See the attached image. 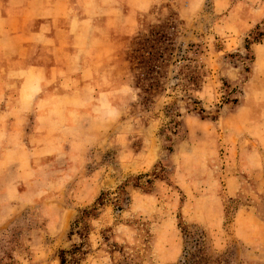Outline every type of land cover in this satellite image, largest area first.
<instances>
[{"label": "rangeland", "instance_id": "374dc122", "mask_svg": "<svg viewBox=\"0 0 264 264\" xmlns=\"http://www.w3.org/2000/svg\"><path fill=\"white\" fill-rule=\"evenodd\" d=\"M116 7L29 45L70 76L0 93V264H264V0Z\"/></svg>", "mask_w": 264, "mask_h": 264}, {"label": "crops", "instance_id": "0c3cea01", "mask_svg": "<svg viewBox=\"0 0 264 264\" xmlns=\"http://www.w3.org/2000/svg\"><path fill=\"white\" fill-rule=\"evenodd\" d=\"M81 1L84 9L83 15L74 13V7L71 6L70 0H0V93L6 94L9 86H20L19 89L21 90V86H44L47 79L50 80L59 75L70 76L72 71L70 65L76 58L75 53L67 55L56 52L52 64L40 61L35 63L32 61L29 45L35 42L38 44L44 43L49 38L53 26L56 31L52 37V42L55 47L58 44L60 46L61 39L57 28L60 26L59 19L64 11H68L69 15L72 11V17L70 18L71 23H73L75 21L85 22L92 11L91 7L93 5L102 10H108V13H111V11L116 13L117 10H121L120 7H116L120 0H110L109 6L101 5L99 0ZM134 1L136 0H126L129 5H132ZM137 1L145 2V0ZM256 10L257 13L253 21H256L261 15L260 9ZM45 18L51 20L42 21ZM37 21L39 22L38 26L33 28L31 23ZM254 51L257 59L262 54L264 56V42L256 46ZM89 68V64H84L78 69L81 75H86L83 78L84 80L88 79L86 72ZM32 73L35 75V83L38 82L37 85L30 84L29 76ZM3 132L0 131V134Z\"/></svg>", "mask_w": 264, "mask_h": 264}, {"label": "trees", "instance_id": "16d2710c", "mask_svg": "<svg viewBox=\"0 0 264 264\" xmlns=\"http://www.w3.org/2000/svg\"><path fill=\"white\" fill-rule=\"evenodd\" d=\"M264 25V17L259 19L254 25L251 26V29L250 31H252V36L250 39H246V45H245V48L246 49H250L251 53H252V58L255 59L256 58V54H255V51H254V48L256 46H258L259 44H262L264 42V28H262V26ZM253 33H254V36H253ZM148 176V174H145ZM147 182H151V179H148ZM121 194V192H120ZM104 196H103V193L102 195L98 198V201L97 203L99 205H103L104 204ZM119 200V196L118 198H116V201H115V205L116 207H118L119 209H122V205L120 204V202H118ZM96 210V207L92 208V209H86L84 210V214H92L93 212H95ZM179 219H181V216L179 217ZM180 227H181V222H180ZM62 253H64V251H62ZM75 253V251H74ZM61 263L62 264H66V258L65 256H61Z\"/></svg>", "mask_w": 264, "mask_h": 264}]
</instances>
